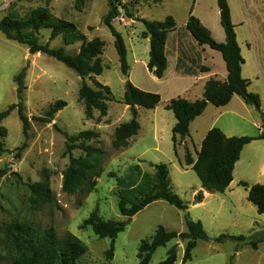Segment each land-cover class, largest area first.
Returning <instances> with one entry per match:
<instances>
[{
  "label": "rangeland",
  "instance_id": "obj_1",
  "mask_svg": "<svg viewBox=\"0 0 264 264\" xmlns=\"http://www.w3.org/2000/svg\"><path fill=\"white\" fill-rule=\"evenodd\" d=\"M108 2L0 0V20L5 16L21 19L33 9L44 8L54 18L73 23L88 41L94 38L103 41L105 46L100 57L103 71L95 80L108 86L113 98L108 103L105 117L100 118L95 112L92 120H86L84 105L78 95L82 80L61 63L43 54L30 55L25 45L7 40L0 33V112L17 103L13 79L26 67L24 111L30 121L27 139L23 137L22 124L16 110L0 122V145L4 150L0 152V171L4 172L0 177V264H12L9 228L15 223L23 224L37 234L52 230L58 238L68 234L77 237L87 252L76 264L104 263V253L111 245L114 250L111 264H138L140 243L150 241L158 226L169 232H186L185 213L189 214L191 220L202 224L209 238L207 242H197L191 252V260L185 264H227L230 257H233L232 264H264V213L256 212L255 207L246 199L247 190L239 185L240 182L248 186L263 183L264 140H254L242 149L233 170L232 191L208 193L197 204L194 203V197L201 191L200 183L183 161L185 149L195 158V152L210 127L220 129L229 137L255 138L264 135L260 113L252 106L245 105L238 96L223 107L209 104L208 110L191 125L189 141L185 145H177L176 158L171 142L175 118L171 111L165 110V106L176 96L183 98L184 95L188 99L197 100L202 98V94L196 87L187 88L188 92L184 94L183 90L189 82L186 79L170 81V75H167V80L158 81L145 69L149 39L141 36L144 31L141 20L163 21L168 16L172 17L176 27L169 32L168 41L171 43L178 37L186 46L191 40L194 41L185 30V23L191 14L210 32L215 42L224 43L216 0H121L126 11L119 8V16L112 25L126 48L130 68L128 78L120 71L114 48L115 36L102 22L109 10ZM227 3L232 24L236 25V41L239 42L244 60L241 76L249 82L248 91L258 95L260 111L264 114V2L227 0ZM238 23L243 24L237 26ZM49 33L47 29L40 30L37 34L38 42L46 43ZM49 46L63 47L67 53L73 54L77 53L80 43L64 46L58 37ZM200 47L205 50V55L214 54L210 65H213L216 75L223 76L226 70L220 54L208 46ZM169 63L168 74L172 71V59ZM195 63L199 61H194L193 65ZM86 82L90 84L88 79ZM127 82L141 91L158 94L160 102L152 110L137 108L140 129L128 141V147L115 148L113 141L116 127L127 123L132 116L129 107L122 104ZM57 101L65 102L66 107L57 112L49 124L33 120L43 118ZM82 131L99 134L98 140L88 144L100 148L103 157L100 162L102 173L94 191L81 200L77 195H67L62 191V176L69 163V156L65 153V136L72 137ZM80 154L77 149L72 151L73 157ZM152 164L167 166L170 189L188 209L186 212L181 211L158 200L127 222L118 210L119 192L127 190L132 181L137 185L149 182L154 174ZM135 167L139 170H135ZM144 175L148 179H144ZM42 181L47 182L57 205L32 208L28 185ZM95 209L104 221L127 222L124 230L113 240L98 238L89 227L80 229ZM220 235L261 239V243L256 250L247 245H239L238 249L237 242L232 240L216 243L215 239ZM185 243L180 238L170 241L154 252L149 264H158L164 260L166 252L173 246L177 253L175 264H183Z\"/></svg>",
  "mask_w": 264,
  "mask_h": 264
},
{
  "label": "trees",
  "instance_id": "obj_2",
  "mask_svg": "<svg viewBox=\"0 0 264 264\" xmlns=\"http://www.w3.org/2000/svg\"><path fill=\"white\" fill-rule=\"evenodd\" d=\"M216 4L220 26L224 32V43L215 42L210 32L191 14L185 23V30L198 46H208L220 54L225 65L226 80L223 83L215 79L207 81L201 99L190 102L177 97L171 99L165 106V110L171 111L175 118V124L171 129V142L176 158L178 155L177 145L189 137L190 123L205 111L208 104L214 107H223L230 102L233 96H238L245 105L252 106L260 113L264 125V114L260 111V99L258 95L248 91L249 82L241 76V66L244 64V60L236 41L227 0H216ZM108 6L109 10L102 22L111 35L116 38L114 48L120 71L125 78H128L129 66L126 59V48L112 25V22L119 16V8L126 11V6L121 0H109ZM127 18L131 19V16L127 15ZM141 22L144 25L141 36L149 39L147 69L154 77L161 79L167 67L165 56L167 34L175 30L176 24L170 16L163 21L141 20ZM43 29L49 30L50 33L48 41L40 44L37 34ZM0 32L7 40L27 46L30 55L37 53L46 55L64 65L82 80L78 95L84 105L86 120H92L95 112L100 118L107 115L108 103L113 99L111 91L108 86L95 80V77L101 75L103 71L100 58L105 46L103 41L98 38L88 41L73 23L54 18L44 8L33 9L21 19L13 16L3 17L0 20ZM58 37L62 39L64 46L80 43L77 53H67L63 47L51 48L49 43ZM26 71L27 69L24 67L13 79L16 85L17 103L0 112L1 122L12 111H17L24 139H27L30 128L29 118L24 111ZM86 79L90 81V84L86 82ZM159 102L158 94L141 91L129 82L126 83L122 104L129 107L132 116L127 123L116 127L113 141L115 148L128 147V141L140 129L135 107L152 110ZM64 107H66L65 102L57 101L43 118H33V120L49 124L53 116ZM65 137V153L69 156V163L63 172L62 191L67 195H77L82 200L94 191L97 179L102 173L100 162L103 151L88 144L92 140H98L99 134L94 131H82L75 136L66 135ZM254 140H264V135L260 134L255 138L226 137L220 129L212 128L206 133L199 149L196 150L195 158L185 149L183 161L195 173L201 189L208 193L222 194L232 182L234 166L240 158L242 149ZM24 146L25 144L19 150ZM75 149L81 152L78 157L72 156V151ZM2 151L4 150L0 145V152ZM151 166L154 169V174L149 182L137 185L132 181L127 190L119 192L118 210L120 215L127 219V222H130L131 218L146 206L158 200L165 201L181 211L186 212L188 209L187 205L170 189L167 166L165 164H152ZM135 170H139V168L135 167ZM2 175L4 172L0 171V177ZM143 177L148 179L146 175ZM239 185L247 190L246 199L256 208V212L263 214L264 183L248 186L247 183L240 182ZM28 190L32 208H39L47 204L57 205L46 181L29 184ZM202 199L201 192H198L194 197V203H200ZM127 222L104 221L98 215V210L95 209L81 224L80 229L89 227L98 238L113 240L124 230ZM184 223L186 226L184 233L169 232L162 226H158L150 241L140 243L137 252L138 264H149L152 255L158 248L164 247L176 238L186 242L182 263L190 261L191 252L197 242H207L209 238L202 224L199 221L191 220L188 213L184 215ZM227 240L237 242L238 249L239 245H247L253 250H256L261 242V239L227 235L218 236L215 242L222 243ZM9 245L13 254L12 264H76L87 252L85 245L73 235L68 234L58 238L52 230L37 234L19 223H15L9 228ZM113 251V245H111L104 253V263L101 264H111ZM176 259L177 253L173 246L166 252L165 259L158 264H175ZM232 262L233 257H230L227 264H232Z\"/></svg>",
  "mask_w": 264,
  "mask_h": 264
},
{
  "label": "crops",
  "instance_id": "obj_3",
  "mask_svg": "<svg viewBox=\"0 0 264 264\" xmlns=\"http://www.w3.org/2000/svg\"><path fill=\"white\" fill-rule=\"evenodd\" d=\"M242 24L243 23H238L237 26H241ZM234 26L236 27V25H234ZM172 33H174V35L177 34L175 32H172ZM170 34L171 33L167 34L166 43H165V56H166V60H167V67H166V70L164 72L163 77L161 79H158V81H161L163 79L167 80L166 79L167 75H170V76H168V77H170V81H178V80L184 81V79H186L185 81H189V82H187V85L185 86V88L183 90L184 94H186L188 92V90H186L187 88L191 89L193 87L199 88L200 93L203 94L204 86H205L206 82L209 81L210 79H215V80L220 81L222 83L225 82L226 73L223 74V76L219 77L213 71V69H212L213 65H210V62L214 59V56H213L214 54L205 55L204 54L205 50L202 47L198 46L193 40H191V42H188V44L186 46H184V43H182V41L179 40L178 37L173 39L172 42L170 43V40L168 41V37ZM238 45H239V42H238ZM246 46H247V48L250 47V45H246ZM239 47H240V45H239ZM26 48H27V46H26ZM240 49H241V47H240ZM38 54H40V53H37V55ZM199 54H200V56H199ZM34 55H36V54H34ZM170 56H172V58H170ZM242 57H243V55H242ZM171 59H172L173 66H172V71H170L171 73L168 74V71L170 68L169 61ZM194 61H199V63L198 64L195 63V65H193ZM147 62H148V60H147ZM147 62L145 61V69H147ZM129 70H130V68H129ZM128 76H129V74H128ZM165 80L163 82H165ZM176 97H179V96H176ZM233 97H235V96H233ZM233 97H232V99H233ZM183 99L190 101V102L195 101V99H188V97H185L184 95H183ZM231 100H230V102H231ZM137 108H139V107H135L136 111H137ZM208 108H209V104L207 105L205 111H207ZM205 111L201 115H203L205 113ZM201 115L199 117H201ZM199 117L195 118L190 123L189 131H190L191 125ZM210 128L205 132V135L210 130ZM205 135H204V137H205ZM225 136L229 137L226 134H225ZM187 141H189V137L186 138L182 142V144L185 145V142H187ZM199 147H198V149H199ZM260 174H262V172ZM233 181H234V179H232V182L230 183L228 188L224 191V193L228 190L232 191L231 187L233 185ZM263 183H264V181H263ZM200 189H201V186H200ZM200 192H202V198L203 199H204V196L208 195V192L204 191L203 189H201ZM246 198H247V195H246ZM259 244H258V246H259ZM258 246H257V248H258ZM243 247H245V246H243Z\"/></svg>",
  "mask_w": 264,
  "mask_h": 264
},
{
  "label": "water",
  "instance_id": "obj_4",
  "mask_svg": "<svg viewBox=\"0 0 264 264\" xmlns=\"http://www.w3.org/2000/svg\"><path fill=\"white\" fill-rule=\"evenodd\" d=\"M116 39V38H115ZM130 108H133V106H130Z\"/></svg>",
  "mask_w": 264,
  "mask_h": 264
}]
</instances>
